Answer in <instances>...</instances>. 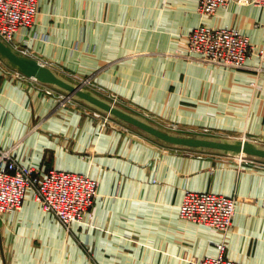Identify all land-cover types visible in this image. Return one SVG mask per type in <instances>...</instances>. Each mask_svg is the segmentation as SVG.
Instances as JSON below:
<instances>
[{
    "label": "crops",
    "instance_id": "obj_1",
    "mask_svg": "<svg viewBox=\"0 0 264 264\" xmlns=\"http://www.w3.org/2000/svg\"><path fill=\"white\" fill-rule=\"evenodd\" d=\"M202 23L235 26L264 45V6L231 1L204 16L198 0H39L36 23L15 40L64 77L90 75L175 131L264 138L258 58L236 69L189 56L187 35ZM13 70L0 57V149L44 171L88 173L99 195L67 230L28 190L20 209L0 213V264H192L215 255L224 234L180 217L186 189L237 195L227 255L264 264L263 159L239 162L126 129L116 117L104 122L96 108L63 105L64 90L51 85L62 97L52 94Z\"/></svg>",
    "mask_w": 264,
    "mask_h": 264
},
{
    "label": "built area",
    "instance_id": "obj_2",
    "mask_svg": "<svg viewBox=\"0 0 264 264\" xmlns=\"http://www.w3.org/2000/svg\"><path fill=\"white\" fill-rule=\"evenodd\" d=\"M231 1L264 6V0H198V11L201 15L208 16ZM7 5L10 8L6 14ZM38 13L39 0H0V37L18 52L29 55L27 46L16 42L15 38L20 29L33 27ZM187 37L189 56H194L208 64L236 69L248 67L249 59L255 56L259 60V64L255 66L257 73L264 70V45H255L248 34L235 26H212L202 23L194 27ZM12 68L15 76L30 77L21 70ZM81 84L85 86L86 80ZM251 85L257 86V80L252 81ZM47 86V91L61 94L62 97L60 89ZM100 92L108 95L102 91V88ZM108 92L120 100L117 94ZM72 99V96L66 94L64 102ZM83 105L90 108L86 103ZM93 114L104 122H116L112 115L100 112L98 109H95ZM123 127L128 129L125 125ZM256 138L264 142L263 138ZM233 156L239 162L261 160L244 153ZM15 185H21L22 189H16ZM0 186H4L0 190V213L20 209L28 190H31L42 208L53 212L67 230L71 229L74 222H82L86 218L99 195V181L90 174L55 167L44 171L40 167L20 162L11 149H0ZM236 197L237 195L213 190H185L179 209L180 217L209 225L224 234L223 239L218 243L217 254L196 258L192 264H245L227 255V237L236 213Z\"/></svg>",
    "mask_w": 264,
    "mask_h": 264
},
{
    "label": "water",
    "instance_id": "obj_3",
    "mask_svg": "<svg viewBox=\"0 0 264 264\" xmlns=\"http://www.w3.org/2000/svg\"><path fill=\"white\" fill-rule=\"evenodd\" d=\"M0 57L10 66L21 70L26 75L34 77L40 82L60 88L67 94L71 93L76 99L102 112L108 113L166 143L174 146L216 150L231 155L244 153L264 160V145H259L252 140L183 134L163 129L147 119L114 104L93 90L85 88L84 85L70 81L39 59L18 52L2 37H0Z\"/></svg>",
    "mask_w": 264,
    "mask_h": 264
},
{
    "label": "rangeland",
    "instance_id": "obj_4",
    "mask_svg": "<svg viewBox=\"0 0 264 264\" xmlns=\"http://www.w3.org/2000/svg\"><path fill=\"white\" fill-rule=\"evenodd\" d=\"M67 78L70 81H72V82L74 81L76 84H80L83 80H86L85 88L90 89V90H93L95 93H98V94L106 97L110 101L115 102L117 105H119V106H121V107H123V108H125V109H127V110H129V111H131V112H133V113H135V114H137V115L145 118V119H147L148 121L152 122L153 124H155V125L163 128V129H167V130L173 131L175 133L194 134V135L197 134V135H202V136H213V137L214 136H216V137H224V136H219L217 134H211L212 132L211 133H209V132H207V133H203V132H198V133L194 132V133H192V132H189V131H181V132L180 131H175L170 126H168V123L165 121V119L161 118L156 113H153V112H151L149 110L138 109V108L132 107V106H125V103L121 101L122 99L119 97V95H118V97L120 98V100L117 97H115L114 95L110 94L107 91V88L104 85L97 83L96 80H95V78L94 77H91L90 75L84 76L83 78L82 77L81 78H75L74 77L75 78L74 80L73 79H70V77H67ZM100 88H102V91L105 92V93H107L108 95L107 96L106 95H103L102 92H100ZM72 98L73 99H76L73 96H72ZM115 120L121 121V120H118V118H115ZM125 125L127 127H132V126H130V124H125ZM139 131L142 132V133H144L141 130H139ZM144 134L147 135L146 133H144ZM225 137H234V138H242V139L245 138V139H248V140H252V141L256 142L259 145H264V142L257 140L256 136H254V135H245L244 134V135H240V137L239 136H225ZM176 147L189 148V149H198V148H191V147H185V146H176ZM214 151H216V150H214Z\"/></svg>",
    "mask_w": 264,
    "mask_h": 264
},
{
    "label": "bare ground",
    "instance_id": "obj_5",
    "mask_svg": "<svg viewBox=\"0 0 264 264\" xmlns=\"http://www.w3.org/2000/svg\"><path fill=\"white\" fill-rule=\"evenodd\" d=\"M9 5H7L6 7H5V12H6V14H7V12H8V10H9ZM6 19H4V21H5ZM262 71H264V70H262ZM70 79H72V78H70ZM74 82V81H73ZM75 83V82H74ZM80 85H84V84H81L80 83ZM69 95L70 96H73V94H71V93H69ZM63 105H64V99L62 98V102H61ZM114 104H116L115 102H113ZM117 105V104H116ZM227 138H234V137H227ZM1 180L3 181V178H1ZM16 189H22V186L21 185H15L14 186ZM4 188V186H0V190H2ZM236 199H238V197H236ZM237 206V205H236ZM2 213H4V212H2Z\"/></svg>",
    "mask_w": 264,
    "mask_h": 264
}]
</instances>
